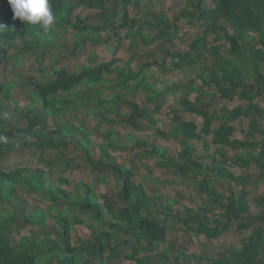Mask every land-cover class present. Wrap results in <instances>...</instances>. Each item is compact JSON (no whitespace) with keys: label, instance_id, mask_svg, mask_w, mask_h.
<instances>
[{"label":"trees","instance_id":"16d2710c","mask_svg":"<svg viewBox=\"0 0 264 264\" xmlns=\"http://www.w3.org/2000/svg\"><path fill=\"white\" fill-rule=\"evenodd\" d=\"M159 1L49 0L56 19L44 33L0 0V99L22 83L32 89L21 108L0 103V264H264V191L250 199L264 188V0ZM168 1L178 12L164 10ZM186 25L198 28L192 39ZM136 39L154 48L121 61ZM98 46L111 60L96 62ZM34 52L44 67L23 80L17 68ZM174 72L181 80L156 86ZM168 99L176 107L156 127ZM26 153L37 168L5 165ZM76 170L85 181L62 175ZM156 183L190 189L199 205ZM34 195L47 206L29 205ZM78 226L90 235L75 245ZM170 231L193 233L195 244L237 243L188 254L167 243Z\"/></svg>","mask_w":264,"mask_h":264},{"label":"rangeland","instance_id":"374dc122","mask_svg":"<svg viewBox=\"0 0 264 264\" xmlns=\"http://www.w3.org/2000/svg\"><path fill=\"white\" fill-rule=\"evenodd\" d=\"M156 3H159V0H155ZM174 4H178L180 3V0H173L172 1ZM163 8L165 11L168 12H178L177 9H174L171 7V3H169V1L165 4V6L163 5ZM75 14H79V10L75 12ZM189 32L190 33V38L192 39L195 34L198 31V28L194 25V26H190L188 27L186 25L181 27V32ZM69 36H67L66 38H68ZM124 50L122 49V51L119 53L118 57H120L121 61L126 62L129 59V52L135 51L138 49V56L142 55L143 53L148 52L150 49L154 48V45H150V46H144L139 39H136L135 42L133 43L132 41L128 40L124 42ZM95 49L94 51V55H95V60L96 62H107L109 60H111V54L106 50V48L98 46L93 48ZM92 51V48L88 47L86 48L84 51H80L77 54V57L75 58V61H77L80 65L86 63L87 57L90 55ZM37 57H38V53L34 52L31 55H23V60H24V65L21 66L20 68H17V72L20 73L22 75L23 80H27L28 77H36L37 75H40V73H38V70L40 68L41 65L40 63H38L37 61ZM56 56L54 54H50L48 56V58L50 59H54ZM46 59L45 62L49 63L50 59ZM138 58V57H137ZM67 61V60H66ZM136 64V62L132 63V67H134ZM48 66V65H45ZM154 71L156 72V70L154 69ZM47 75H51L52 71L50 70V68L47 70ZM158 79V83L156 84L157 87H159L161 85V80L165 81L166 78L170 79V81L172 82H176L181 80L182 78V74H179L177 72H174L172 74H169L165 77H161V76H157ZM49 77H44L42 78L43 81L47 80ZM30 92H32V89L30 88V86L27 83H22L19 87H15L12 90V94L11 97L12 99H5L2 101V99H0V103L1 105L5 106H10V107H14L16 104V107L21 108L24 105H26L29 101H30ZM191 99H193V96L191 97ZM238 104H241L240 102H232L228 104V109H232L233 107L237 106ZM264 104V102L262 103ZM173 107H176V105L173 103V101L171 99H168L166 101V103L163 104V106L161 107L160 112L154 117V119L156 120V127H159L162 123L168 121L171 118V112L170 110L173 109ZM3 117L5 116V114L2 115ZM17 119L16 116H14L13 118H8V117H4V120L8 121V122H14V120ZM185 119L187 120H194L196 122V124L198 125V128L200 129L201 126V122L202 120L200 118H196V117H192V116H186ZM18 123L14 122V126H16ZM146 126H148L147 124H145ZM239 128V124L236 125V132H235V136L236 137H242V133H241V129ZM147 133H154L153 130H146ZM92 138L94 141L96 142H100V139L98 137V135L93 134ZM36 159H32V157L30 156V153H26V154H17V155H11L6 161H5V165L6 166H14L15 164H19V165H23V166H29L32 168H37V164L35 163ZM152 165V164H150ZM237 174L241 173V171L237 168H233ZM142 173H145L144 170H142ZM63 176H65L66 178H68L70 180V182H75V181H85L86 178V174L85 173H80L79 171H74V172H66L62 174ZM166 173H164L163 171H160L159 169L153 170V178H158L160 181L164 180L166 178ZM112 185V183H111ZM151 185V184H150ZM157 185V183H156ZM158 186V185H157ZM163 192H167L169 195H171L174 198H177L179 200V202L183 203V204H187L188 206H192V207H196L197 205H199L198 202V198L197 196L191 192L190 189L184 188L182 186L176 185V184H168L165 188L158 186ZM106 185H100V187L98 188V190L100 192L105 190ZM150 188H152V186H150ZM264 191L263 187L260 188H256L254 190H251V194H250V199L257 197L259 195H261ZM251 201V200H250ZM28 203L29 205H42L43 207L47 206V202L42 201L41 198L38 195H34V196H29L28 197ZM90 235V231L89 229H87L84 226H78L75 227V232L72 235V241L75 245L80 244V242L82 240H86L89 238ZM193 233H186V234H182L181 231H170L169 232V236L167 238V243L169 244L171 241L175 240V242L179 245L183 244L187 247V252L188 254H195V255H209V256H214L215 252H211L212 250H217L220 247H223V245H230L232 243H237V240H235L233 242V239L231 236L229 235H225L222 238H220L219 240L213 241L211 244H206L203 243L199 240H196V244L192 242L193 237H192ZM121 264H134L131 263L129 261H124L121 262Z\"/></svg>","mask_w":264,"mask_h":264},{"label":"clouds","instance_id":"9594fccd","mask_svg":"<svg viewBox=\"0 0 264 264\" xmlns=\"http://www.w3.org/2000/svg\"><path fill=\"white\" fill-rule=\"evenodd\" d=\"M13 13V19H19L27 26L48 33L55 23V15L49 0H7ZM3 28V25H0ZM0 136V140H6Z\"/></svg>","mask_w":264,"mask_h":264}]
</instances>
